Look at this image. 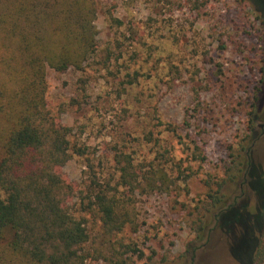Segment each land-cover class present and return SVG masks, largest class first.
<instances>
[{"label": "rangeland", "instance_id": "rangeland-1", "mask_svg": "<svg viewBox=\"0 0 264 264\" xmlns=\"http://www.w3.org/2000/svg\"><path fill=\"white\" fill-rule=\"evenodd\" d=\"M95 1L98 53L82 72L47 73L49 108L73 128L71 142L79 149L63 173L82 189L94 175L115 186L117 159L131 156L140 166L164 155L191 178L187 186L180 182L178 197L144 186L130 192L134 224L112 243L87 215L92 246L110 258L124 251L118 240L143 254L130 252L124 264H240L241 241L218 232L199 241L183 205L193 209L205 198V181L223 176L231 147L246 133L264 63V2L260 8L257 0ZM256 115L258 129L264 84ZM195 144L205 161L195 159ZM253 157L264 172V132ZM262 232L264 241V225Z\"/></svg>", "mask_w": 264, "mask_h": 264}, {"label": "trees", "instance_id": "trees-1", "mask_svg": "<svg viewBox=\"0 0 264 264\" xmlns=\"http://www.w3.org/2000/svg\"><path fill=\"white\" fill-rule=\"evenodd\" d=\"M257 1L261 8L264 0ZM97 14L95 0H0V264H97L101 259L124 264L130 252L142 258L136 247L118 240L124 251L104 256L91 244L96 238L86 216L100 222L112 243L110 238L134 224L130 192L144 186L178 197L180 182L187 186L191 178L181 163L163 160L164 155L140 166L131 156L117 159L115 186L94 175L82 189L63 173L71 151L79 149L71 142L73 128L59 123L49 108L47 73L82 72L90 64L100 46ZM260 73L246 133L231 147L223 176L205 181V198L193 209L183 205L199 241L215 232L241 241L235 256L240 264H264V176L253 157L264 63ZM195 149V159L205 161L197 144ZM122 191L124 197L117 196Z\"/></svg>", "mask_w": 264, "mask_h": 264}, {"label": "flooded vegetation", "instance_id": "flooded-vegetation-1", "mask_svg": "<svg viewBox=\"0 0 264 264\" xmlns=\"http://www.w3.org/2000/svg\"><path fill=\"white\" fill-rule=\"evenodd\" d=\"M255 121H258V116L256 115V117H255ZM264 124H259V127H258V131L256 132V137H257V139H260V136L263 134V132H264V127H262ZM256 165V164H255ZM258 169L260 170L259 172H260V175L263 177L264 176V172L262 171V169L260 168V167H258ZM260 180H261V183H263L262 182V179H261V177H260Z\"/></svg>", "mask_w": 264, "mask_h": 264}, {"label": "water", "instance_id": "water-1", "mask_svg": "<svg viewBox=\"0 0 264 264\" xmlns=\"http://www.w3.org/2000/svg\"><path fill=\"white\" fill-rule=\"evenodd\" d=\"M262 127H264V125Z\"/></svg>", "mask_w": 264, "mask_h": 264}]
</instances>
